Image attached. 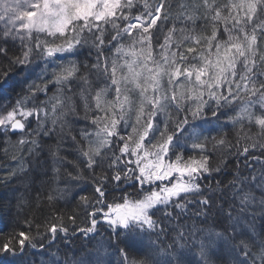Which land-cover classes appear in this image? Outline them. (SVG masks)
<instances>
[{
	"label": "snow or ice",
	"instance_id": "obj_1",
	"mask_svg": "<svg viewBox=\"0 0 264 264\" xmlns=\"http://www.w3.org/2000/svg\"><path fill=\"white\" fill-rule=\"evenodd\" d=\"M14 137L29 156L56 137L65 187L11 189L18 209L55 211L0 232V264H264V0H0V140ZM231 157L247 175L238 163L223 187ZM192 205L213 226L169 228ZM102 233L85 255L51 251Z\"/></svg>",
	"mask_w": 264,
	"mask_h": 264
},
{
	"label": "trees",
	"instance_id": "obj_2",
	"mask_svg": "<svg viewBox=\"0 0 264 264\" xmlns=\"http://www.w3.org/2000/svg\"><path fill=\"white\" fill-rule=\"evenodd\" d=\"M87 53L85 52L84 55ZM84 56H81L83 59ZM51 95V93H49ZM221 119H224L223 117ZM82 126V122H76L75 127L79 128ZM208 125H205V128L208 129ZM207 135V132L205 133ZM211 135L215 136L216 133L212 132ZM44 150H37L36 154L29 156L27 154V147H25L24 151L21 152L18 146L15 144V137L13 138V142H9L6 146L3 141L0 140V178L5 177L10 170L15 169L18 173L16 177H13L12 180L8 181V186L6 187L3 183H0V199H4V207L0 210V232L7 233L11 231L13 228L17 230H21L26 226L23 224V220L25 215L28 216H36L38 218H42L44 215L49 214L50 212L55 211L54 209H50L47 206H41L40 208H36L34 205L29 207L27 203L24 204L23 210L17 208L16 200L13 199L12 188H19L20 191L16 194L17 196H22L24 201H28L31 196L35 195V189L41 185L43 182L45 185H52L58 188H64L65 183L63 179L59 182L53 184L52 181V166L53 160L47 150L48 145H54L56 143V137H44ZM5 147L7 148V152L5 153ZM209 148H211V144H209ZM195 155V151L192 153ZM22 157V162L25 165V171L21 172L18 167V160H14L13 156ZM61 156H66L68 160L74 159V154L67 147V144L61 148L60 151ZM239 163L241 168V174L247 175V171L243 166V157L240 158V161H237L235 157H231L227 161V168L224 170L223 174H217L216 179L223 180V187L227 186V182L230 181L235 174V169L237 164ZM68 171H72L71 165H66ZM63 171V169H62ZM45 173H47L45 175ZM34 182V183H33ZM207 183V181H205ZM214 183V182H213ZM124 188L127 189V193L131 196H134L135 193L131 187L128 185H124ZM47 189H45L46 191ZM122 189H117L114 193L115 199L117 201L120 200V197L123 195ZM219 194V193H218ZM259 195V192L256 193ZM68 199H71V195L68 196ZM109 203L112 202V198H109ZM57 208L61 211L68 212L70 209L65 207L63 201H59L57 204ZM20 211L19 217H17V212ZM196 212V206L192 205L187 210L186 214L179 220H173L169 224V228H175L178 224H182L185 229H192L193 227L197 229H207L213 226L214 216H209L207 223H203L204 217H196L194 213ZM77 223L84 227L85 225L81 221H77ZM167 223V222H166ZM256 230L259 231L264 229V217L257 215L255 220ZM71 229V225L69 226ZM219 231L220 229H216ZM63 236V233L60 234ZM71 236V231L69 233ZM175 235V232L172 233ZM107 239V234L102 233V236H97L95 240L89 241L86 237L80 236L77 234L73 236L70 240L68 239H57L55 245L51 249V251L55 252L57 249L61 250V259H63V252L68 251L69 256L73 255H85L88 251H90L98 241L101 239ZM154 239V237H153ZM161 239H164L163 237ZM165 243H168L165 240ZM65 245H67V249H65ZM195 251V250H194ZM198 258V257H197ZM30 259L35 260L36 264H41L42 260H46V257L41 256H32Z\"/></svg>",
	"mask_w": 264,
	"mask_h": 264
}]
</instances>
